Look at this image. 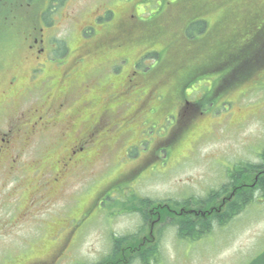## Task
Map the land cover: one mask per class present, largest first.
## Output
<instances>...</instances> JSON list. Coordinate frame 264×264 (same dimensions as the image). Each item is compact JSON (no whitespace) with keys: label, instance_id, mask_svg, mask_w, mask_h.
Masks as SVG:
<instances>
[{"label":"rangeland","instance_id":"rangeland-1","mask_svg":"<svg viewBox=\"0 0 264 264\" xmlns=\"http://www.w3.org/2000/svg\"><path fill=\"white\" fill-rule=\"evenodd\" d=\"M231 1L162 0L164 10L176 8L180 14L176 9L168 18L164 10L159 15L145 14L139 31L117 39V51L109 53L114 58L110 65L90 62L81 68L68 110L92 101V112L99 113L107 101L111 107H119L114 118L139 106L135 121L120 125L125 133L132 127L137 133L120 136L124 140L120 155L92 162L86 174L95 176H84L81 185L77 175L70 177L59 189L66 185V193L51 189L50 204L44 210L37 212L36 206L33 217L20 219L39 194L41 175L60 152L55 147L61 138L57 133L48 131L36 138L18 173L17 232L8 226L3 244L7 264L16 260L17 264H97L109 251L112 235L123 236L140 227L138 215L127 214L114 204L120 194L124 198L126 193H136L163 202L202 199L221 189L225 172L234 164L259 163L258 154L264 148V13L259 11L250 18L240 36H231L233 11L227 8ZM188 18L206 20L207 29H187ZM31 20L21 17L19 23L23 27ZM89 35L85 37L90 39ZM69 37L70 54L53 62L59 69L82 43L75 30ZM245 42L249 45L241 47ZM30 64H22L18 70L17 85L22 89L28 84ZM44 72L32 73V80L44 79ZM130 72L141 85L117 91ZM84 85L89 91L85 92ZM108 88L115 91L107 100ZM39 100L32 98L31 103L38 105ZM182 106L187 107L184 112L190 120L179 126L174 113ZM72 194L77 195L80 210L93 198L102 199L88 215L76 219L75 207L63 208ZM139 229L133 241L147 235L145 226ZM68 239L67 247L57 254ZM263 254L264 198L257 194L229 224L215 226L197 242L179 241L173 230L162 227L156 257L157 264H250Z\"/></svg>","mask_w":264,"mask_h":264},{"label":"flooded vegetation","instance_id":"flooded-vegetation-1","mask_svg":"<svg viewBox=\"0 0 264 264\" xmlns=\"http://www.w3.org/2000/svg\"><path fill=\"white\" fill-rule=\"evenodd\" d=\"M142 5L144 10L141 9ZM150 7L155 10L150 11ZM227 8L233 11L230 13L233 19L229 26L230 35L240 36L243 26L250 18L259 14V11L264 13V2L232 0ZM164 9L162 0H0V88L3 94L0 98V264H7L3 249L7 227L17 232V188H20L21 180L18 173L24 164L22 159L26 151L33 148L38 136L48 131L57 133L61 138L55 147H58L60 152L56 160L51 162L46 172L41 175L39 194L34 196L31 207L23 212L20 219L33 217L36 214L33 215V210L37 211L36 206L39 208L37 212L44 210L50 204L51 189L57 190L60 195L66 193V185L62 190L59 189L70 177L74 178L73 176L77 175L79 185L84 181V176L92 177L95 173L86 172L95 161L121 152L124 140L120 136L129 132L137 133L133 127L125 133L120 130V125L124 121L126 126L131 125L136 119L139 106L114 118L111 117L119 107H111L107 101L99 113L92 112L90 107L92 101H86L80 109L71 111L68 110V106L76 95L75 87L72 86H75L81 76V68L87 63L94 62V66L110 65L114 58L109 57V53L110 50L111 54L114 50L117 51L118 47L115 44L117 39L125 33L139 31L143 25L141 18L145 14L151 12L159 15ZM174 9L176 8L164 10V17L168 18L169 12ZM176 10L180 14L179 10ZM21 17H30L32 20L21 27L19 23ZM189 18L185 22L187 29H193L196 23H202L203 30L207 27L206 20L194 21ZM73 30L78 33L82 43L64 62L66 63L64 68L59 69L58 64L53 62L70 54L69 35ZM88 33L91 35L90 39L85 37ZM241 44L240 46L244 48L249 45L248 42ZM27 63H31L28 84L22 89L17 85L18 70L22 64ZM37 71H45L43 73L45 78L32 80L31 74ZM131 73H127L117 91L141 85L140 80L133 81ZM84 88L87 92L90 87L84 85ZM18 91H21L19 94L22 95L19 96L20 103L17 102ZM108 91L107 100L115 90L108 88ZM22 97L26 99L24 102L20 99ZM32 98L34 101L40 99L39 104L33 106ZM103 101L104 99H101V103ZM183 112V107L178 108L174 118L177 113ZM7 189L10 191H6ZM73 194L67 197L63 208L68 205L75 207L78 210L75 214L76 219L88 215L95 203L102 199V196L93 198L86 208L80 210L77 195ZM232 197L236 199L237 196L232 194ZM218 200L216 206L209 203V207L198 206L190 203L191 201L177 202L179 214L185 216L178 219L159 218L167 210L161 209V206L146 211L152 217L140 216L138 220L140 227H146L147 235L133 241L140 230L139 227L137 232L126 234L125 237L129 239L122 240L116 247H111L110 243L107 253L115 257L112 264H133L135 256L142 255L151 248L158 252L162 227L173 230L178 237L176 229L169 226L171 221L179 220L180 223L190 222L195 225L198 222H213L214 216L225 213L226 204L223 197ZM166 204L164 202L162 206L166 207ZM154 215H157L156 218H153ZM157 226L159 227L155 235ZM68 243L69 239L57 254H60ZM55 257H51L50 260L53 261ZM14 264H17V260Z\"/></svg>","mask_w":264,"mask_h":264},{"label":"trees","instance_id":"trees-1","mask_svg":"<svg viewBox=\"0 0 264 264\" xmlns=\"http://www.w3.org/2000/svg\"><path fill=\"white\" fill-rule=\"evenodd\" d=\"M196 25L199 26L201 25V23H196ZM200 32L202 31L200 30ZM261 33L264 34V28ZM186 106H190V104H187ZM184 109L186 111L187 107H184ZM258 156L259 163L257 164H252L249 162H239L235 164L233 166V169L229 170L226 173L227 180L224 184L221 185V189L219 191H210L208 196L204 199L196 200L192 198L189 200L191 201L190 203H195L198 206L209 207V203H212L216 206L219 202L218 199L220 197H223L226 204V208L224 209L225 213L214 216L213 222L210 223L198 222L195 225L190 222L180 223L179 220H176L177 222L171 221L169 226L176 229L178 238L184 240L189 239L192 241L199 239L202 237V235L209 234L214 226H218L220 228L226 226L236 215L242 212L246 206L250 205L253 202L255 194H259L261 198H264V148ZM238 176H240V178H238ZM239 191L240 194H238ZM232 194H236V199H233L234 196L231 198ZM132 200L134 201V204H132ZM163 203V201H153L149 198H139L138 196H136V194L128 195L127 197L119 199L115 202L117 206L124 208V211H127L129 213H139V216H141V218H151L152 216L147 214L146 211H152L155 206H161V209H167L165 210L164 215L159 216V218L161 219L165 217H171L174 219L185 217L183 214H179V205L176 201L165 202L168 204H166V207L162 206ZM188 205L189 203H187V206ZM154 216L155 217L153 218H156L157 215ZM122 240H125V238L116 239L115 244L118 245ZM157 255V250L151 248L146 253L139 255L138 258L142 264H149L152 260L157 261ZM113 257V254L109 255L99 264H106L108 261L113 259ZM252 262H254L255 264H257L258 262L260 264H264V254L259 255L255 259V261L253 260Z\"/></svg>","mask_w":264,"mask_h":264},{"label":"snow or ice","instance_id":"snow-or-ice-1","mask_svg":"<svg viewBox=\"0 0 264 264\" xmlns=\"http://www.w3.org/2000/svg\"><path fill=\"white\" fill-rule=\"evenodd\" d=\"M176 119H177L178 125L182 126L185 124V122L190 120V117L186 113L185 114L177 113Z\"/></svg>","mask_w":264,"mask_h":264}]
</instances>
